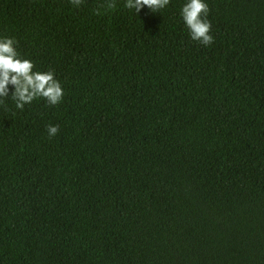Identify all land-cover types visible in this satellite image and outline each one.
I'll return each instance as SVG.
<instances>
[{"label":"trees","instance_id":"16d2710c","mask_svg":"<svg viewBox=\"0 0 264 264\" xmlns=\"http://www.w3.org/2000/svg\"><path fill=\"white\" fill-rule=\"evenodd\" d=\"M185 2L0 0L64 92L2 98L0 264H264V0H205L208 46Z\"/></svg>","mask_w":264,"mask_h":264},{"label":"clouds","instance_id":"9594fccd","mask_svg":"<svg viewBox=\"0 0 264 264\" xmlns=\"http://www.w3.org/2000/svg\"><path fill=\"white\" fill-rule=\"evenodd\" d=\"M83 0H70L74 6L81 5ZM170 0H124L123 7L134 9L138 13L143 7L152 12H159L169 5ZM105 10L114 11L117 8L116 0H106L101 5ZM210 9L205 0H186L181 6V18L189 30L194 41L208 46L214 41L210 34L211 22L207 19ZM99 13V10L97 11ZM16 40L12 37H0V105L4 104L5 97L9 96V85L14 89L11 93L17 109L23 110L26 104L43 98L49 105L59 104L64 92L61 83L54 78V72L34 71V63L22 58L16 50ZM59 131L58 125H48L49 137Z\"/></svg>","mask_w":264,"mask_h":264}]
</instances>
